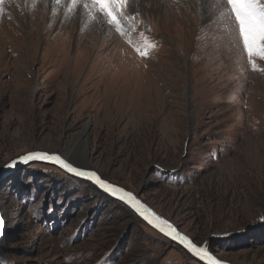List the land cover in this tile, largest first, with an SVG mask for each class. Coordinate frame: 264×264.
Listing matches in <instances>:
<instances>
[{"label":"rangeland","instance_id":"obj_1","mask_svg":"<svg viewBox=\"0 0 264 264\" xmlns=\"http://www.w3.org/2000/svg\"><path fill=\"white\" fill-rule=\"evenodd\" d=\"M10 1L0 171L32 151L72 148L71 161H88L223 260L264 264V59L249 64L225 0H160L159 13L128 0L120 31L94 8L64 24L48 0H34L30 16ZM69 29L62 45L55 33ZM145 40L155 47L142 56ZM120 205L51 164L7 171L0 264H205Z\"/></svg>","mask_w":264,"mask_h":264},{"label":"snow or ice","instance_id":"obj_2","mask_svg":"<svg viewBox=\"0 0 264 264\" xmlns=\"http://www.w3.org/2000/svg\"><path fill=\"white\" fill-rule=\"evenodd\" d=\"M72 3L75 5L77 0H72ZM225 4L226 7L221 15H227L234 20L239 39L244 51L247 53L248 62L255 70L257 65L254 57L264 59V0H225ZM83 6L89 8L88 3H85ZM128 6V0H91V7L102 13L107 18L108 23L116 25L117 31L121 30L120 23L121 19L124 18V12L122 10ZM150 47H155V45L145 40L144 47L138 48L137 50L140 55L146 56L148 55L147 49ZM33 159L54 160L70 172L95 179V182L101 188L110 191L113 195L120 194L121 199H126L149 223H154L155 227L159 228L162 232L166 231L168 236L180 240L202 261H207L208 264H221L207 247L198 246L187 235L179 233L168 221L161 219L150 209H147L131 193L125 192L123 189L106 182L97 176L95 172L79 170L73 167L71 163L61 159L59 155L47 152H30L19 157V160L23 162H28ZM16 164L17 160H13L6 167H15ZM261 220L264 221V217H261ZM3 224V219H0V227Z\"/></svg>","mask_w":264,"mask_h":264},{"label":"bare ground","instance_id":"obj_3","mask_svg":"<svg viewBox=\"0 0 264 264\" xmlns=\"http://www.w3.org/2000/svg\"><path fill=\"white\" fill-rule=\"evenodd\" d=\"M12 1V0H11ZM10 1V2H11ZM42 2H46V0H41ZM49 1V4H50V9L52 10V14H54V18H52V20H55V21H57L58 19H59V21H61V22H63L64 24H68L69 22H77V20H80V18H82V16L84 17H88V16H93V15H91V13H90V11H92V7H91V0H77V3L75 4V5H73V3H72V0H48ZM134 0H132V2H133ZM147 1H150L151 3H152V11H153V13H154V11H157V13H159L161 10H163V7L161 6V7H159V6H157V4H160V5H165V4H163V2L162 1H160V0H147ZM8 2V1H7ZM33 2H34V0H15L14 2H13V4H14V6H17V7H22V16H30L29 15V13H30V11L31 10H33L32 9V4H33ZM60 2H62V6H61V4H60ZM142 2V1H141ZM203 2H204V4H206V1H204L203 0ZM3 3H5V0H4V2H3V0H2V2H0V15H1V13H4L5 11H6V9L8 10V8H6V7H8V6H6L5 8L3 7ZM85 3H88L89 4V8H85L83 5L85 4ZM7 4H9V2L7 3ZM59 4V5H58ZM196 4V3H195ZM209 5V4H208ZM59 6H61V7H59ZM135 6V5H134ZM142 6H144L143 5V3H142ZM146 6V5H145ZM193 6V5H192ZM175 7V6H174ZM135 8V7H134ZM150 8V7H149ZM165 8V7H164ZM10 11L12 10V8H10L9 9ZM45 10V9H44ZM54 10V11H53ZM166 10L168 11V12H170L171 10H172V12H170L172 15L171 16H176V15H174L173 14V8L171 7H169V8H166ZM123 11V10H122ZM9 12V11H8ZM34 13H36V11H33ZM41 12H42V10H41ZM164 12V11H163ZM167 13V12H166ZM178 13V12H177ZM4 15H6V14H4ZM11 15V14H10ZM35 16H36V14H34ZM49 15V14H48ZM97 15L98 16H101L100 14H98L97 13ZM162 15V14H161ZM167 16H169L168 14H167ZM86 18H85V20H86ZM122 20V19H121ZM36 21V20H35ZM34 21V22H35ZM50 21H51V19H50ZM88 21V20H87ZM4 23V22H3ZM57 23V22H56ZM33 25L32 26H35V27H37L36 26V24L37 23H32ZM75 24V23H74ZM78 25V24H77ZM48 26H50V25H48ZM98 26H99V23H97L96 24V28H98ZM66 28V27H65ZM101 27H99L98 29H100ZM105 28V27H104ZM107 28V27H106ZM66 30H68V29H66ZM72 29H69V31H67V32H65L64 34H65V36H62V34L60 35L58 32L57 33H55V34H57V36H59V38L60 37H64L65 38V40H62V41H64L65 43H62L61 42V44L62 45H66L67 43H68V38L70 39V34H71V31ZM107 30H109V28L107 29ZM62 31V30H61ZM34 32V31H33ZM32 32V33H33ZM37 32V31H36ZM31 33V34H32ZM5 34V33H4ZM54 34V35H55ZM87 34H95V32L92 30V32H88ZM51 35L52 34H50V36L49 37H51ZM31 36H33V35H31ZM63 38V39H64ZM85 38V37H84ZM61 39V38H60ZM58 40V39H57ZM90 40H92V38H90ZM94 42V41H93ZM64 47H67V46H64ZM66 49V48H65ZM66 150H68V152L66 151ZM65 151H64V154L66 155V157L68 158V160H69V162H72L73 164H76V165H86V164H88V161H85V160H82L80 163H76V162H74V161H71V156L73 155V149L72 148H69V149H66ZM72 152V153H71ZM72 160H74V159H72ZM7 230V229H6ZM5 228H4V230H3V232L1 233V236L2 235H4L5 234ZM1 236H0V238H1ZM6 236V235H5ZM4 236V237H5ZM206 247H208L207 245H206Z\"/></svg>","mask_w":264,"mask_h":264},{"label":"water","instance_id":"obj_4","mask_svg":"<svg viewBox=\"0 0 264 264\" xmlns=\"http://www.w3.org/2000/svg\"><path fill=\"white\" fill-rule=\"evenodd\" d=\"M32 152H47V153H50V154H55V155H59L61 157V159H64L66 162L68 163H71L73 165V167H76L78 168L79 170H83V171H88V172H95L97 174V176H99L101 179L105 180L106 182L112 184L113 186L115 187H118V188H121L123 189L125 192H129L131 193L137 200H139L147 209H150L152 212H154L157 216H159L161 219L163 220H166L168 221L170 224L173 225V227L176 228V230L183 234V235H187L186 233H184L183 231L180 230V228L174 223L172 222L171 220H169L168 218H166L164 215H162L160 212H158L156 209H154L151 205H149L144 199H142L138 194L134 193L133 191H130L120 185H117L105 178H103L100 173L94 169H92L89 164H86V165H76V164H73L72 162H69L68 158L66 157V155L64 154V151L63 152H48V151H43V150H36V151H32ZM30 153V152H29ZM27 154V153H26ZM24 154V155H26ZM24 155H21V156H24ZM20 156V157H21ZM14 160H17V164L15 167H4L1 171H0V180L1 178L5 175V173L8 171V172H11L15 169H17L19 166L23 165V164H30V162H39V163H42V164H51L61 170H63L64 172L72 175V176H75L83 181H87V182H90L91 184H93L95 187H97L98 189H100L103 193H105L106 195H109L121 202H123L125 205H127L141 220H143V222H145L147 225H149L151 228L157 230L159 233L167 236L168 238H170L171 240L175 241L176 243H179L180 245H182L187 251H189L194 257H196L198 260L202 261L199 257H197L184 243H182L180 240L178 239H175L173 238L172 236H168L166 234V231L165 232H162L159 228L155 227V224L154 223H149L148 220H146L144 218V216H142L135 208H133L128 202L126 199H121V195L120 194H117V195H113L110 191H107L106 189L104 188H101L96 182H95V179L93 178H90V177H87V176H80V175H77L76 173L74 172H70L68 171L66 168H64L61 164L55 162L54 160H40V159H33V160H30L28 162H23V161H20L19 160V157L14 159ZM13 161V160H12ZM9 164V163H8ZM7 164V165H8ZM0 219H3L4 221V224L2 227H0V236H1V233L3 232L4 228H5V219H4V216H3V213L0 209ZM151 219V217H150ZM191 240H193L194 243H196L198 246H204L206 247V244L205 245H200L198 244L192 237H190L189 235H187ZM2 239L0 238V241ZM208 248V247H207ZM209 249V248H208ZM220 262L221 264H234V263H231L229 261H226V260H223L222 258H220L219 256H217L214 252H212L211 250H209ZM203 263L205 264H208L207 261H202Z\"/></svg>","mask_w":264,"mask_h":264},{"label":"trees","instance_id":"obj_5","mask_svg":"<svg viewBox=\"0 0 264 264\" xmlns=\"http://www.w3.org/2000/svg\"><path fill=\"white\" fill-rule=\"evenodd\" d=\"M29 169H31V168H29ZM89 184H91L90 182H89ZM93 185V184H92ZM94 186V185H93ZM95 187V186H94ZM96 188V187H95ZM98 189V188H97ZM99 190V192L101 193V195L103 194V196L104 197H107V198H110L111 199V201H113V203H116L117 202V204L118 205H120V206H123L125 209H129V211L130 212H132V213H134L127 205H125L123 202H121V201H119V200H117V199H115V198H113V197H111V196H109V195H106L105 193H103L100 189H98ZM153 229V228H152ZM155 230V229H154ZM157 231V230H156ZM163 235V234H162ZM174 243H176V242H174ZM179 245V244H178Z\"/></svg>","mask_w":264,"mask_h":264}]
</instances>
